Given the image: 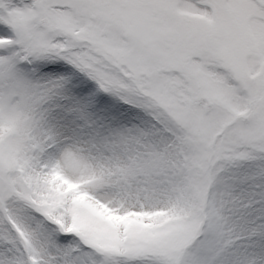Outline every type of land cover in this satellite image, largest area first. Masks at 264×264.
<instances>
[{"label":"snow or ice","instance_id":"obj_1","mask_svg":"<svg viewBox=\"0 0 264 264\" xmlns=\"http://www.w3.org/2000/svg\"><path fill=\"white\" fill-rule=\"evenodd\" d=\"M0 264H264V0H0Z\"/></svg>","mask_w":264,"mask_h":264}]
</instances>
